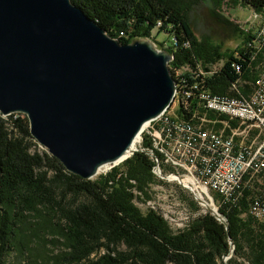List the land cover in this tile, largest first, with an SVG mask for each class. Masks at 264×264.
Masks as SVG:
<instances>
[{
  "label": "trees",
  "instance_id": "trees-1",
  "mask_svg": "<svg viewBox=\"0 0 264 264\" xmlns=\"http://www.w3.org/2000/svg\"><path fill=\"white\" fill-rule=\"evenodd\" d=\"M210 1L214 9L223 4L264 8V0ZM72 2L120 43L152 37L154 29L171 34L170 45L156 43L173 55L169 71L183 90L235 95L252 89L259 62L249 46L252 29L237 28L215 10L221 22L239 32L233 49L195 35L188 17L194 0ZM122 31L126 36H119ZM179 68L184 69L176 75ZM193 106H180L178 116L189 120ZM198 112L216 120V128L225 119L202 108ZM148 145L143 138L132 155L108 172L83 179L36 149L24 114H0V264H264V227L248 213L250 190L218 206L223 221L207 211L175 230L155 209L143 212L135 205L133 191L148 198L157 180L154 162L140 150ZM160 167L164 174L171 171ZM39 246L49 253L36 255ZM12 253L15 260H7Z\"/></svg>",
  "mask_w": 264,
  "mask_h": 264
},
{
  "label": "water",
  "instance_id": "water-1",
  "mask_svg": "<svg viewBox=\"0 0 264 264\" xmlns=\"http://www.w3.org/2000/svg\"><path fill=\"white\" fill-rule=\"evenodd\" d=\"M172 59L151 37L120 43L72 0H0V114H24L34 140L83 179L132 155L169 107Z\"/></svg>",
  "mask_w": 264,
  "mask_h": 264
},
{
  "label": "built area",
  "instance_id": "built-area-1",
  "mask_svg": "<svg viewBox=\"0 0 264 264\" xmlns=\"http://www.w3.org/2000/svg\"><path fill=\"white\" fill-rule=\"evenodd\" d=\"M251 19L256 23L249 46L252 59L259 60L251 91L213 94L203 88L183 90L175 84V97L184 96L186 110L194 104L190 119L177 116L173 98L165 111L145 124L137 141H148L147 148H139L154 162L153 174L162 178L160 166H167L168 178L203 207L207 204L217 210L250 190L248 213L264 227V8L253 10ZM119 36L126 35L122 31ZM198 108L224 116L221 126L216 128V120L199 114ZM211 194L219 197L217 206Z\"/></svg>",
  "mask_w": 264,
  "mask_h": 264
},
{
  "label": "rangeland",
  "instance_id": "rangeland-1",
  "mask_svg": "<svg viewBox=\"0 0 264 264\" xmlns=\"http://www.w3.org/2000/svg\"><path fill=\"white\" fill-rule=\"evenodd\" d=\"M191 4L193 5L188 12V17L195 35L198 38L209 37L214 42L223 45L224 49L235 48L240 42V35L238 31L233 32L230 26L221 22L213 14V10L239 29L244 31L248 29L254 30L256 21L251 19L253 10L248 6L226 4L225 6H219L214 9L210 0H194V3ZM151 36L155 42H161L165 46L170 45L172 42V35L164 31L158 32L157 29H154L151 32ZM183 69H176L175 74L178 75ZM138 146L139 143L137 141L135 147L138 148ZM36 149L46 151L39 144ZM110 169V167H107L99 174L106 173ZM156 179V182L151 184L147 190L148 198L135 190L133 191L136 195L134 203L141 211L144 212L148 207L155 209L164 217L172 230L182 228L187 220H191L208 211L205 207L199 205L192 194L176 181L158 177ZM211 196L213 197L214 205L217 206V197L214 194H211ZM51 249L54 251L57 250V248ZM33 251L41 257L49 253L48 250L40 246L36 247ZM227 258L228 256L224 259L226 260ZM8 259L14 261V253Z\"/></svg>",
  "mask_w": 264,
  "mask_h": 264
},
{
  "label": "bare ground",
  "instance_id": "bare-ground-1",
  "mask_svg": "<svg viewBox=\"0 0 264 264\" xmlns=\"http://www.w3.org/2000/svg\"><path fill=\"white\" fill-rule=\"evenodd\" d=\"M173 98H174V107H176V111H177V109H179L180 106L183 107L184 109L187 108V101L184 100V96H176L175 97V92H174ZM177 116H178V114H177ZM136 142L137 141H135V143ZM135 143H134V147H135ZM102 171H103V169L99 170V172H102ZM169 179H172V178H169ZM208 206L211 207L210 205H208Z\"/></svg>",
  "mask_w": 264,
  "mask_h": 264
}]
</instances>
